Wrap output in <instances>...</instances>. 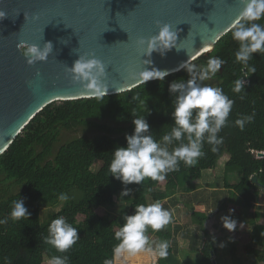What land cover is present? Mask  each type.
I'll return each instance as SVG.
<instances>
[{
  "label": "trees",
  "instance_id": "trees-1",
  "mask_svg": "<svg viewBox=\"0 0 264 264\" xmlns=\"http://www.w3.org/2000/svg\"><path fill=\"white\" fill-rule=\"evenodd\" d=\"M257 23L264 24V19ZM237 48L238 43L229 31L209 55H202L193 62L206 64L209 56H220L226 61L216 75L218 83L214 86L222 88L234 100L228 123L219 133L223 143L217 146L218 151L212 152V146L205 142L202 148L205 156L191 167L180 162L179 171L168 173L163 181L146 179L142 184L124 185L109 173V164L115 148L126 146V134L134 132L132 111L137 116L144 115L157 141L170 131L174 124L171 115L174 96L169 85L179 79L186 81L189 78L186 69L168 75L162 81L150 80L118 94L66 100L46 106L0 155V185L9 184L8 190L10 187L19 188L16 192H0V220H7L0 224V264H43L45 257L50 260L53 256L65 255L69 257V264H103L105 259L117 264L112 252L117 243L114 232L122 225L123 215L134 214L135 205L150 203V197L153 202L172 199L173 205H179L181 193H189L194 188L190 181L202 179L206 170H214L226 152L230 156L225 164L226 177L235 170L240 173V180L235 184L225 181L226 187L237 195L235 201L240 207L253 210L260 196L258 187L264 185V157L256 155L258 151H264V55L253 53L249 66H255L256 72L244 76L247 69L235 62ZM241 77L245 81V91L235 93L232 91L234 82ZM136 94L145 100L146 106L131 99ZM253 112L254 120L246 123L243 130L234 124L237 118ZM82 128L100 133L60 141L64 130ZM172 147L169 146V150ZM97 161L101 166L95 170L93 166ZM254 176H257V182L253 180ZM157 187H164V190L158 191ZM125 188L131 189V197L121 195ZM61 194L67 199L60 200ZM116 197L127 200L121 213L103 216L97 212L101 206H114ZM18 199L24 200L30 216L13 221L11 204ZM61 204V208L53 211L48 219L41 220L43 206ZM188 204L192 206L193 220L204 225L208 215L203 207ZM59 216L78 228L80 236L65 253L44 242L48 225ZM174 222L171 224L177 223ZM176 233V228L173 232L164 229L153 232L149 228L146 234L150 240H167L170 256L175 251L172 243ZM257 240L261 243L260 235ZM192 246L199 250L200 257L188 264H213V257L217 255L213 238L194 239ZM245 250L264 262V248L246 246ZM165 261L159 258L160 263ZM134 262L141 264L144 261L140 257Z\"/></svg>",
  "mask_w": 264,
  "mask_h": 264
},
{
  "label": "water",
  "instance_id": "water-1",
  "mask_svg": "<svg viewBox=\"0 0 264 264\" xmlns=\"http://www.w3.org/2000/svg\"><path fill=\"white\" fill-rule=\"evenodd\" d=\"M245 3L0 0V155L49 104L96 97L69 71L79 55L94 56L104 63L106 74L101 81L106 95L125 92L142 84L136 76L141 70L155 68L171 75L184 69L180 66L190 55L196 59L209 55L229 32ZM157 21L176 31V46L163 55L158 51L149 55L147 41L158 33ZM20 42L41 47L51 42L53 49L47 61L29 65L17 47ZM211 43V51H205ZM256 155L263 158L264 151ZM253 180L257 182V176Z\"/></svg>",
  "mask_w": 264,
  "mask_h": 264
},
{
  "label": "clouds",
  "instance_id": "clouds-1",
  "mask_svg": "<svg viewBox=\"0 0 264 264\" xmlns=\"http://www.w3.org/2000/svg\"><path fill=\"white\" fill-rule=\"evenodd\" d=\"M261 19H264V0H246L243 10L229 29L232 39L238 43L235 62L243 65L244 70L247 69L244 76L256 72L255 66H249L253 53L259 52L264 55V24L257 23ZM157 25L158 33L147 41L146 53L149 55L152 51H158L163 55L176 46V31L167 23L161 25L157 21ZM17 47L29 65L47 61L53 49L51 42H45L43 47L20 42ZM205 51H211V47H205ZM194 59L196 57L190 55L189 60L180 66L187 70L189 78L186 81L175 80L169 85V91L174 96V110L171 113L174 124L160 141L154 138L144 115L137 116L135 111H132L134 132L126 134V146H118L112 152L108 169L109 173L124 185L133 182L142 184L146 179L163 181L168 173L179 171L180 162L191 167L199 158L205 156L202 151L205 142L212 146V152L218 151L217 146L223 143V137L219 136V133L228 123L234 100L229 98L222 88L204 82L215 77L226 61L220 56H209L206 64L196 65L192 62ZM69 71L74 80L81 82L84 88L96 96L107 94L101 81V77L106 74V67L101 60L94 56L86 58L79 55L74 65L69 67ZM167 75L166 71L155 68L144 69L136 74L143 84L150 79L162 81ZM118 91L123 89H117ZM232 91L235 93L245 91V81L242 77L235 80ZM240 98L244 99V96ZM131 99L141 106H146L145 100H141L139 94L132 96ZM254 116V112L242 116L237 118L234 124L243 130L246 123L254 120ZM169 146H173L171 150ZM130 192L131 189L125 188L121 195L128 196ZM59 199L66 200L67 197L61 194ZM29 216L23 199L12 201L10 217L13 221ZM221 219L226 229L229 231L236 229L237 222L234 219L229 216H223ZM6 222V219L0 220V224ZM170 223L172 212L164 208L159 201L135 205L134 214L123 215L122 225L114 232L117 243L112 249L113 258H127L146 252L154 257L166 259L169 254V242L150 240L146 233L149 228L153 232H159ZM47 231L48 235L44 237V242L61 253L67 252L80 239L78 228L63 216L53 219ZM49 264H69V257L53 256ZM103 264H113V260L105 259Z\"/></svg>",
  "mask_w": 264,
  "mask_h": 264
},
{
  "label": "rangeland",
  "instance_id": "rangeland-1",
  "mask_svg": "<svg viewBox=\"0 0 264 264\" xmlns=\"http://www.w3.org/2000/svg\"><path fill=\"white\" fill-rule=\"evenodd\" d=\"M204 83L210 84L213 87L217 85V77L205 81ZM100 132L90 129H78L74 131L64 130L61 135V142L71 140L75 137L87 135L94 136ZM222 156L217 163L214 170L204 171L203 177L200 180H189L190 184L194 186L191 192L183 191L180 195L179 205H173L172 199H168L161 202L164 208L172 212V221L176 224L167 225L164 230L174 231L177 230L176 238L172 243L174 253L166 258L165 263L159 262V257L141 252L135 256L127 258H117V264H135L134 260L143 258L141 264H188L196 258H199V250L193 249L194 239L203 241L206 236H210L216 241L218 245L219 261L216 256L213 257V264H264L256 259L252 254H247L245 247H261L264 248V187L259 186L260 196L258 197V203L253 210H247L240 207L235 199L236 194L232 189L226 187L225 181L230 184H235L240 180V173L235 170L225 174V162L229 157L227 155ZM101 166V162L97 161L93 169H98ZM9 184L0 185V192L4 193L5 190L8 193L18 191V187H10ZM156 190L163 191L164 187H157ZM131 197V192L129 193ZM150 203H153L152 198H149ZM192 205H204L205 212L208 213L209 219L204 225H199L193 220ZM127 204V200L116 197V203L114 206H101L97 208V212L103 216L110 214L111 216H117ZM63 204L57 207L43 206L41 208L40 216L41 220L45 221L49 215L56 210H59ZM194 208V207H193ZM233 211H229V210ZM214 216V217H211ZM229 216L237 222L235 230L229 231L223 226L221 217ZM174 222V223H175ZM174 229V230H173ZM261 240L258 243L257 239ZM223 245V246H221ZM245 254V255H242ZM236 255V256H235ZM229 256V258H228ZM234 256V257H233ZM49 259L45 257L43 264H49Z\"/></svg>",
  "mask_w": 264,
  "mask_h": 264
},
{
  "label": "crops",
  "instance_id": "crops-1",
  "mask_svg": "<svg viewBox=\"0 0 264 264\" xmlns=\"http://www.w3.org/2000/svg\"><path fill=\"white\" fill-rule=\"evenodd\" d=\"M225 155V154H224ZM223 155V156H224ZM228 156H229V154H227ZM230 158V156L227 158V160ZM227 160H226V162H227ZM225 162V163H226ZM200 206H202L203 207V211L205 212V210H204V208H205V206L204 205H200ZM207 215H208V213L207 212H205ZM211 217H214V216H211ZM208 219H209V217H208ZM207 219V220H208ZM207 220L205 221V222H207ZM205 224V223H204ZM216 242V241H215ZM217 247H218V245H216ZM217 252H218V248H217ZM248 254V253H247ZM242 255H245V254H242ZM236 256V255H235ZM216 257H217V259H218V261H219V258H223V256H219V253L216 255ZM234 257V256H233ZM228 258H229V256H228Z\"/></svg>",
  "mask_w": 264,
  "mask_h": 264
},
{
  "label": "bare ground",
  "instance_id": "bare-ground-1",
  "mask_svg": "<svg viewBox=\"0 0 264 264\" xmlns=\"http://www.w3.org/2000/svg\"><path fill=\"white\" fill-rule=\"evenodd\" d=\"M212 43L210 44V47H211Z\"/></svg>",
  "mask_w": 264,
  "mask_h": 264
}]
</instances>
